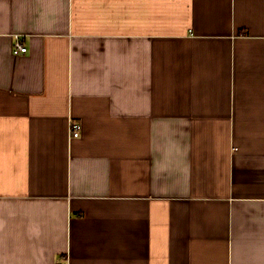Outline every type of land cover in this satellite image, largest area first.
<instances>
[{
	"label": "crops",
	"instance_id": "obj_1",
	"mask_svg": "<svg viewBox=\"0 0 264 264\" xmlns=\"http://www.w3.org/2000/svg\"><path fill=\"white\" fill-rule=\"evenodd\" d=\"M0 264H264V0H0Z\"/></svg>",
	"mask_w": 264,
	"mask_h": 264
},
{
	"label": "built area",
	"instance_id": "obj_2",
	"mask_svg": "<svg viewBox=\"0 0 264 264\" xmlns=\"http://www.w3.org/2000/svg\"><path fill=\"white\" fill-rule=\"evenodd\" d=\"M15 50L20 53H27V47L22 43L20 37H16ZM71 136L76 138L81 135V125L77 123H71L70 125Z\"/></svg>",
	"mask_w": 264,
	"mask_h": 264
}]
</instances>
